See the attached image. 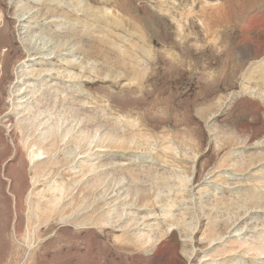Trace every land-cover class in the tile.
<instances>
[{"label":"rangeland","instance_id":"1","mask_svg":"<svg viewBox=\"0 0 264 264\" xmlns=\"http://www.w3.org/2000/svg\"><path fill=\"white\" fill-rule=\"evenodd\" d=\"M0 264H264V0H0Z\"/></svg>","mask_w":264,"mask_h":264}]
</instances>
